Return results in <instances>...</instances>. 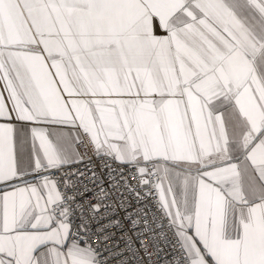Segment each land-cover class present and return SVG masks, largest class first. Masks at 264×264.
I'll return each instance as SVG.
<instances>
[{
    "label": "snow or ice",
    "instance_id": "snow-or-ice-1",
    "mask_svg": "<svg viewBox=\"0 0 264 264\" xmlns=\"http://www.w3.org/2000/svg\"><path fill=\"white\" fill-rule=\"evenodd\" d=\"M145 257L264 264V0H0V264Z\"/></svg>",
    "mask_w": 264,
    "mask_h": 264
},
{
    "label": "built area",
    "instance_id": "built-area-1",
    "mask_svg": "<svg viewBox=\"0 0 264 264\" xmlns=\"http://www.w3.org/2000/svg\"><path fill=\"white\" fill-rule=\"evenodd\" d=\"M93 160L95 162V165H96L97 169L100 170V171H103L104 169H102V167L100 166V162L99 161H95V158L94 157H93ZM132 182L135 183V180H133ZM113 231H115V230H113ZM144 242L146 244H151V241L150 240H145ZM161 247L165 249L164 254L166 255L168 253V249L163 245V243H161ZM147 259L148 258L145 257L144 264H147ZM159 259H160V264H163V259L162 258H159ZM151 260L152 261H157L158 260V256L155 253V251L152 252Z\"/></svg>",
    "mask_w": 264,
    "mask_h": 264
}]
</instances>
